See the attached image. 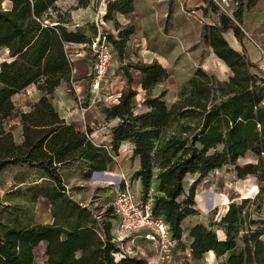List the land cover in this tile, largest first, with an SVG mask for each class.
<instances>
[{
  "label": "trees",
  "instance_id": "obj_1",
  "mask_svg": "<svg viewBox=\"0 0 264 264\" xmlns=\"http://www.w3.org/2000/svg\"><path fill=\"white\" fill-rule=\"evenodd\" d=\"M60 1L0 0V50L8 55L0 63V187L7 185L6 174L13 173L10 187L0 197V264H38L36 249L41 244L43 264H147L139 255L115 259L120 246L112 234L113 207L100 212L95 204H81L63 177L75 163L86 168L84 180L104 172L124 143L132 145L131 160H139L131 179L139 181L143 201L154 192L152 214L167 226L176 248L189 252L185 263L200 262L212 252L219 264H264V227L262 221L253 220L251 210L255 206L260 213L258 196L229 203L218 222L195 225L185 237L182 228L196 214L194 190L209 173L229 166L240 180L253 176L264 182V72L231 49L222 36L232 30L242 40L237 11L235 22L219 14V24L206 26L203 34L231 76L218 81L195 69L179 85L176 100L168 104L167 91H158L168 72L157 62L131 59L128 42L136 27L116 21L117 14L134 11V0H106L102 19L113 23L117 35L105 37L120 63L124 85L114 105L100 108L106 122L117 121L110 130V145L104 147L93 143L90 130L82 134L67 124L51 103L58 88H72L77 81L67 46L87 49L95 39L81 29H68L71 10L60 6ZM260 1L236 0L237 10L253 8ZM89 4L90 0H77L76 8ZM132 71L142 76L139 111ZM29 87L42 96L28 111H18L13 97ZM14 114L20 142L6 124ZM247 157L254 163L239 165ZM187 176L198 179L179 201L185 195ZM41 199L49 203L51 224L35 220Z\"/></svg>",
  "mask_w": 264,
  "mask_h": 264
},
{
  "label": "rangeland",
  "instance_id": "obj_2",
  "mask_svg": "<svg viewBox=\"0 0 264 264\" xmlns=\"http://www.w3.org/2000/svg\"><path fill=\"white\" fill-rule=\"evenodd\" d=\"M104 1L106 2V0H90V4L88 5V7L83 9L76 8L77 0H61L60 6L71 10V18L68 24V29L71 31L81 29L87 35H90L89 37L92 39L96 37L98 33L108 32V26L111 27L113 23H104L103 26H101L100 23V21L102 20V16L104 15L103 13L105 12V7H103V4L107 5V3H104ZM154 1L156 3L166 0ZM4 5L7 6V4ZM213 6L217 10V14H221L220 9L217 8L214 3ZM236 11L237 15L239 16L238 18L240 19L238 27L243 34V38L241 41H238L234 37L236 48H240L241 51L248 56H246L247 59L251 63L255 64L262 72H264V0L260 1L253 8H244ZM159 17L162 18L163 16L159 14ZM183 17L185 22L184 26H181L179 30L177 29L175 31V34L178 38L181 37L180 35H187L186 38L191 40V43L183 48L184 52L182 54H177V57L180 58L178 59L176 57L178 59H176V61L180 67L176 69H174L173 67L169 68V71H171L173 75H171V77L163 84L162 88H158L159 90L165 89L167 91L165 100L168 104L171 98L176 94V90L179 87L178 82L185 81L186 78H188L194 71V68H189V61L186 62L185 58L181 59L182 57H191L194 62H203L202 64L205 68V71L212 75L218 81H226L228 77L231 76V71L227 69L224 64L217 60L214 56L205 54L202 55V53L206 50V43L203 41L202 36L204 33L202 29H200L201 25L199 24L195 15L192 13H185L183 14ZM230 34H233L232 30H230ZM187 49H194L195 51L188 54ZM66 50L69 53L71 60L76 59V56L81 51L78 46L74 45L67 46ZM130 57L134 58L132 55H130ZM5 60H7L6 51L0 50V63ZM119 67V61L114 59L111 62L107 74V83L105 85L104 91L105 98H107L106 96L109 95L113 97V91L117 87H119V83H117L118 76H121ZM86 71V76L91 80L90 63H88ZM253 72L256 73L255 71ZM133 73V85L138 90L139 87L137 86V81L139 78V74L136 72ZM259 77L263 78L262 76ZM62 88H66V86L63 85ZM86 89V99L89 100L90 94L87 87ZM40 96V91H38L35 87H29L23 92L15 95L13 97V103L18 111L26 112L29 110L30 106L39 99ZM55 97L56 95L54 94L53 98ZM142 100V95H138L135 98L134 102L137 111L142 110L140 108ZM88 103L91 104V101L89 100V102H86L84 98L80 106L82 108H86L88 106ZM106 104L110 105L111 103H98L92 106L100 109ZM6 124L7 127L12 130L15 139L18 141L20 131L19 119L14 114L12 117L6 120ZM103 126H105L103 123H97L94 128H103ZM127 149L128 148L125 147L122 154L120 155L121 157L118 158V172L116 174L104 173L96 181L91 180V175L89 179L81 181V183L79 184L82 185L81 188H79L80 192L78 191V189H74L75 194L72 195L70 193L72 197L75 200H82L83 202L92 201V203L96 205V208H98L100 212H105L109 208L113 207L112 204L114 202L116 191L118 189H124L123 187H125L126 183L129 189L132 190L133 193H135L136 197L143 201L144 198L141 194V190H138L136 188L135 191V180H132L130 176L126 175V173L122 171L120 166V163L122 164V162L125 161L129 156V150ZM254 161L255 159H253L252 157H247L246 159H240L238 163L239 165H244L246 163H254ZM132 165L130 167L131 169ZM12 175V172H8L6 174L7 185L4 187H0V197L10 187V176ZM30 179L34 180L35 176L32 175ZM101 179H103V181ZM197 179L198 176H187L185 178V183L187 186L185 188V195L182 196L179 201H183L185 199V196L188 194L190 185ZM262 186H264V182L258 183L257 179L253 176H247L243 180L238 179L235 176L232 167L229 166H225L222 169L209 173L207 176L202 178L195 187L193 197L195 206L193 209L196 214L187 218L182 223V228L185 230L183 237H185L187 230L195 225L203 224L204 226H208L210 223L218 222L226 212L227 205L229 203L233 201L239 203L242 199H250L252 201L256 196L261 199L262 207L260 213H257L255 206L251 207L253 220L258 222L262 221V226L264 227V190L262 192ZM150 195H154V192H151ZM49 214L50 212L47 204L45 202H42V200L40 202L38 201L35 208L36 222H45V219L47 218V216H49ZM111 217H113L111 218V223L114 224V220L116 219V217H114V215ZM140 240L145 241L140 238L135 239L134 237H130L128 240L126 239V241L128 242L131 241L132 245L134 246L131 254H134L135 252L138 253L137 255L145 258L147 264H219L221 261L220 259L214 260L213 258L204 257L200 262L185 263L184 259L186 257V251L182 252L180 248H175L174 250H172L169 254L168 259L161 260L158 256L157 248L153 244L147 241H145V243H141ZM43 251L44 248L41 244L36 249L38 264L43 263Z\"/></svg>",
  "mask_w": 264,
  "mask_h": 264
},
{
  "label": "crops",
  "instance_id": "obj_3",
  "mask_svg": "<svg viewBox=\"0 0 264 264\" xmlns=\"http://www.w3.org/2000/svg\"><path fill=\"white\" fill-rule=\"evenodd\" d=\"M159 2L155 3L154 0H134V11L127 15L117 14L116 21L121 26L135 25L136 27V31L134 35L130 38L128 42V45L133 52L131 55L134 57L131 59H133L134 61L140 60L143 63H147V64H150L152 62H157L159 65H161L163 69H165L168 72L170 78L171 75H173V73L169 71V68L173 67L174 69H176L180 67L176 61V59L178 58L177 54H182L184 52L183 48L191 43V40L186 38L187 35H180L181 37L178 38L175 34V31L177 29L179 30L181 26H184L185 22H184L183 14L185 13L194 14L199 24L201 25L200 29H202L203 33H204V28L206 26H213L219 24V15L217 14V11H214V6L210 0H166ZM104 3L106 2L104 1ZM103 7H105V11H106V4H103ZM103 14H105V12ZM159 14H161L163 17L160 18ZM104 23L112 24V22H104ZM108 29H109L108 31L109 34H112L114 36L117 35V32L115 31L113 24L111 25V27L108 26ZM222 36L231 49H233L239 54H244L240 48H236L235 39L233 34H230V30H227L225 33H223ZM78 48L81 49V51L76 56V59L71 60L73 64V77L74 79H77V81L72 83L73 86L72 88H67V86L66 88H62V86L58 88L55 92L56 97L51 100V103L54 106L57 113L59 114V116L63 120H65L67 124H73L76 131L84 134L88 129L91 131L90 138L96 146L109 147L111 142L110 130L112 127H114L117 124V121L114 120V121L106 122L104 115L101 113V110L96 107H93L89 103L86 108H82L80 106L84 98L86 102H89V100L92 98L90 96L89 100L86 99L87 97L86 87L88 88V92H89V83L91 81L90 78L86 76L87 74L86 67L88 66V63H90V74H92V66H91L92 59L89 51L86 48H83V46H78ZM194 51H195L194 49H187L188 54L193 53ZM204 54L214 56L217 60H219L224 64L223 61H221L217 56H215L212 49L208 46L207 43H206V50L202 53V55ZM244 55L247 56L246 54ZM7 57L8 55L6 52V58ZM184 58L186 62L189 61L188 62L190 64L189 68L191 69L194 68V70L200 68L203 71H205V68L202 64L203 62L202 63L194 62V60H192L191 57L188 58L182 57L181 59ZM224 66L227 69H229L225 64ZM132 72H136L139 74V78L137 81V86L139 87V89L137 91L139 95L143 96L144 94L140 88V81L142 76L137 71H132ZM206 73L209 74L208 72ZM117 79H118L117 83H119V87H117L113 91L114 93L113 104L110 105L106 104L104 106L114 105L117 101L119 93L123 89L124 81L122 80V77L118 76ZM183 82L184 81L178 82L179 83L178 85H181ZM163 84H161L159 88H162ZM177 91L178 88L176 90L175 96L171 98L169 104H172L176 100ZM156 92L158 91L155 90V93ZM106 94H110V93H106ZM97 123L99 124L103 123L105 126H103V128H94ZM17 142H20V131ZM125 147L128 148L127 150H129L128 152L129 156L125 161L122 162V164L120 163L122 171H124L126 175L132 177V175L139 169L138 158H134L131 160L132 145L129 143H124L120 146L118 155L114 156L112 162H110L107 165L104 173L116 174L118 172V165H117L118 158L121 157L120 155L122 154L123 149ZM131 165H132V169L130 168ZM85 172H86V168L81 169L79 163H75L72 167H70L69 169L63 172V177L66 180L65 181L66 186L72 195L75 194L74 189L76 190L78 189V191L80 192L79 188H81L82 185L79 184L81 183V181H84L83 176ZM101 175H96L94 177V181L98 180V178H100ZM101 180L103 181V179ZM135 184H136L134 186L135 191L136 188L140 190L139 181L135 180ZM41 200L42 202H45L47 204L50 211L49 203L44 199ZM41 200H39V202ZM77 201L86 206L88 205L91 206V204L93 205L92 201H85V202H83L82 200H77ZM51 223H52V218L49 214V216H47V218L45 219V222H42L40 224H51ZM116 225H117V221L115 219L114 224L112 223L113 237H114ZM140 241L141 243H145V241L142 240ZM42 245L44 248V244ZM204 257H209V258H213L214 260H217L212 252L205 254Z\"/></svg>",
  "mask_w": 264,
  "mask_h": 264
},
{
  "label": "built area",
  "instance_id": "obj_4",
  "mask_svg": "<svg viewBox=\"0 0 264 264\" xmlns=\"http://www.w3.org/2000/svg\"><path fill=\"white\" fill-rule=\"evenodd\" d=\"M211 1L220 9L222 15L235 22L234 13L238 7L236 0ZM100 23L101 26L104 25L103 19ZM107 34L109 33H98L91 45L86 46L92 59V74L89 83V94L92 97L90 99L91 105L98 103L113 104V97L109 95L105 98L104 95L108 70L111 62L115 59L113 48L105 37ZM112 206L117 221L114 238L120 246V252L114 255L116 260L125 257V255L136 256L138 254L136 252L131 254L134 246L131 241H126L130 237L140 238L153 244L157 248L160 259H168L170 252L176 248L177 242L171 238L162 219L152 214L150 195L147 200L141 201L125 183L124 189L116 191ZM186 255L189 256L188 251ZM45 260L44 258L43 263Z\"/></svg>",
  "mask_w": 264,
  "mask_h": 264
},
{
  "label": "water",
  "instance_id": "obj_5",
  "mask_svg": "<svg viewBox=\"0 0 264 264\" xmlns=\"http://www.w3.org/2000/svg\"><path fill=\"white\" fill-rule=\"evenodd\" d=\"M101 174H104V172H94V173L92 174V176H91V180L93 181V180H94V177H95L96 175H101Z\"/></svg>",
  "mask_w": 264,
  "mask_h": 264
}]
</instances>
